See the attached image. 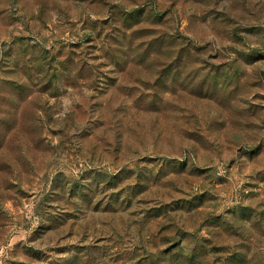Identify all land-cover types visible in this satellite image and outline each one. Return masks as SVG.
<instances>
[{
    "label": "rangeland",
    "instance_id": "374dc122",
    "mask_svg": "<svg viewBox=\"0 0 264 264\" xmlns=\"http://www.w3.org/2000/svg\"><path fill=\"white\" fill-rule=\"evenodd\" d=\"M0 264H264V0H0Z\"/></svg>",
    "mask_w": 264,
    "mask_h": 264
}]
</instances>
